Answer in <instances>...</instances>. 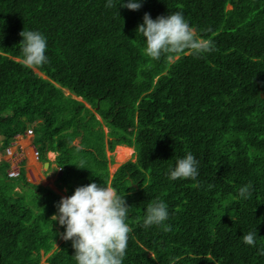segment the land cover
<instances>
[{
  "label": "trees",
  "instance_id": "trees-1",
  "mask_svg": "<svg viewBox=\"0 0 264 264\" xmlns=\"http://www.w3.org/2000/svg\"><path fill=\"white\" fill-rule=\"evenodd\" d=\"M107 2L0 0L3 152L32 131L41 162L57 154L69 197L90 183L125 196L132 232L123 264H264V0H145L138 11L121 7L129 0ZM174 12L216 50L148 58L137 34L145 13ZM24 28L47 39L40 68L20 63ZM119 146L134 147L137 160L112 175L107 153ZM189 152L197 180H170ZM10 169L0 163V176L19 180L0 185V264H42L45 256L75 264L71 241L55 248L65 232L52 221L61 195L29 182L23 168L9 177ZM248 184L251 198L241 199ZM152 200L167 204L171 231L143 227ZM253 231L254 247L242 240Z\"/></svg>",
  "mask_w": 264,
  "mask_h": 264
},
{
  "label": "clouds",
  "instance_id": "clouds-1",
  "mask_svg": "<svg viewBox=\"0 0 264 264\" xmlns=\"http://www.w3.org/2000/svg\"><path fill=\"white\" fill-rule=\"evenodd\" d=\"M144 2L145 0H129L121 7L138 11ZM114 6L113 0H108L106 7ZM137 34H141L146 41L144 54L156 61L161 58L174 61L185 54L200 58L216 50L214 42L198 35L181 12L161 15L155 20L149 13H145ZM19 35L22 37L18 47L23 67L31 70L49 62L45 35L26 28ZM198 165L199 161L189 152L184 158L177 160L174 169L169 170V179L196 181L199 176ZM78 168L85 169L83 160ZM211 187L213 186L209 185ZM251 188V184L241 186L238 190L239 197L250 199ZM56 207L58 214L52 216V221L58 222L65 229L61 238L72 242L75 264H123L132 232L127 223L130 206L125 196L119 195L110 183L80 186L70 197H63ZM146 209L143 219L145 229L163 226L164 231H171V226L165 224L169 219V211L164 201L152 200ZM256 238L255 231L242 236L243 243L253 247ZM259 254L264 255V250Z\"/></svg>",
  "mask_w": 264,
  "mask_h": 264
},
{
  "label": "rangeland",
  "instance_id": "rangeland-1",
  "mask_svg": "<svg viewBox=\"0 0 264 264\" xmlns=\"http://www.w3.org/2000/svg\"><path fill=\"white\" fill-rule=\"evenodd\" d=\"M175 61H178V59L175 60ZM66 94L69 95L68 91H66ZM80 101H81V99H80ZM86 107L92 109V106L89 105V104H87ZM97 118H98L99 120L103 121L102 118H101V116L98 115ZM103 127H104V131H105L106 133H109L110 129L106 127V124H105L104 122H103ZM1 139H2V137H0V140H1ZM79 144H80V140H77V141H76V145H79ZM118 149H119V147H117V149H116L115 152H109V151H108V153H107L109 159H110V160H113L112 164L110 165V171H111V174H112V175H115V171H116V169H117L121 164H124L125 162H128V161H133V162H135V161L137 160L136 149L133 147V148H132L133 152H132L130 158H128V159L126 158V159L123 161V163L119 162V161H118V157H117V156H118V155H117V151H118ZM129 149H131V148H129ZM1 150H3V146H2L1 143H0V151H1ZM12 151L15 152L13 148H12ZM25 152L27 153V151H25ZM2 154H3V156L6 155V156H8V157L10 158V160H9L8 157H5V156H4V159H6V162H11V163H12L13 160L11 161V156H10V155H7V154H6V151H4L3 153L1 152V154H0V163L5 162V161H3V158H2L3 156H2ZM24 156H25V155H24ZM49 156H51V155H49ZM56 156H57V154H56ZM26 157H29V155L27 156V154H26ZM34 157H35V156H34ZM51 157H52V159L55 161V159H56L55 156H51ZM24 158H25V157H24ZM24 162H25V160H24ZM39 166H40V165H39ZM56 166H57V165H56ZM40 168H41V166H40ZM58 169H59V168H58ZM5 171H8V169L6 168ZM58 172H59V174H58ZM61 174H62V172L60 171V169L57 170V168L55 167V171L52 172V173L47 174V175H46V179L41 180V179H40L39 177H37V176H35V178H32V176L29 177L28 175H27L26 177H27V180H28L29 182H31L32 184H34V185H36V186H39V184H42V187H44L45 189H47V187H51V186H52V187H54V188L56 189V192H60L59 194L62 195V198H63V197H69V196H68V193H67L68 189H67V188L62 189L63 187H61L60 183H58V181H59V179H60V178H59V175H60V177H61ZM57 177H58V179H57ZM18 182H19V180L13 181V180H9V179H7V178L4 177V176H0V185H3V186H4V185H6V186H12V185H14V184H18ZM42 182H43V183H42ZM49 184H51V186H50ZM40 186H41V185H40ZM40 186H39V187H40ZM16 191L19 192V191H20V188H19V189H16ZM58 228L61 229V226L59 225ZM63 241H65V240H63V239L60 237L59 240H58V242L56 243L55 248H58L59 245H60ZM47 258H48V256H45V257L43 258V260H42V264H47V263H46Z\"/></svg>",
  "mask_w": 264,
  "mask_h": 264
},
{
  "label": "crops",
  "instance_id": "crops-1",
  "mask_svg": "<svg viewBox=\"0 0 264 264\" xmlns=\"http://www.w3.org/2000/svg\"><path fill=\"white\" fill-rule=\"evenodd\" d=\"M33 139H34V137L29 136L27 134L24 136H18L16 138V140L12 142V145L9 149L11 151H12V148L14 149L15 152L12 151V154L16 158V160L19 161V167L24 169L26 176L27 175L29 177L32 176V178H35V176H37L41 180H43V179H46L47 174L55 171V167L57 168V170H59L58 167L56 166V163H55L56 159L54 161L51 157V156H55V158H56L57 156L54 153H49V155H51V156L48 155L50 165H49V167H45L46 163L41 162L39 159L34 157L35 156V146L33 144ZM25 151H27V153ZM1 152L3 153V150L0 151V154H1ZM26 154H27V156L29 155V157H26ZM2 156H3V154H2ZM4 156L8 157L6 155H4ZM4 156L2 157L3 161H6V159H4ZM9 160H10V158H9ZM24 160H25V162H24ZM11 161H12V159H11ZM10 164H11V162H10ZM12 164H15V163L12 161ZM12 164H11V167H12ZM39 165L41 166V168ZM58 174H59V172H58ZM59 178H60V175H59ZM57 179H58V177H57ZM39 185L42 186V184H39ZM49 185L51 186V184H49ZM47 188H50L51 190H54L56 192V189L52 186L47 187ZM56 193L59 194L60 192H56ZM59 195H61V194H59ZM61 197H62V195H61Z\"/></svg>",
  "mask_w": 264,
  "mask_h": 264
},
{
  "label": "built area",
  "instance_id": "built-area-1",
  "mask_svg": "<svg viewBox=\"0 0 264 264\" xmlns=\"http://www.w3.org/2000/svg\"><path fill=\"white\" fill-rule=\"evenodd\" d=\"M28 135L29 136H32L33 135V132L32 131H29L28 132ZM6 154L7 155H10L11 156V159L15 163V164H12L11 163L12 164V167H11L10 171L8 172L9 177H11V178H18L20 176V174H21L20 173L21 172V170H20L21 168L19 167V161L16 160V158L13 156L12 151L10 149H7L6 150ZM35 157L37 159H39V154H38L37 150H35Z\"/></svg>",
  "mask_w": 264,
  "mask_h": 264
},
{
  "label": "bare ground",
  "instance_id": "bare-ground-1",
  "mask_svg": "<svg viewBox=\"0 0 264 264\" xmlns=\"http://www.w3.org/2000/svg\"><path fill=\"white\" fill-rule=\"evenodd\" d=\"M133 150L132 148L129 149V147H119L118 151H117V157H118V161L123 163V161L127 158H130L131 154H132ZM60 171L62 172V169H60Z\"/></svg>",
  "mask_w": 264,
  "mask_h": 264
},
{
  "label": "water",
  "instance_id": "water-1",
  "mask_svg": "<svg viewBox=\"0 0 264 264\" xmlns=\"http://www.w3.org/2000/svg\"><path fill=\"white\" fill-rule=\"evenodd\" d=\"M69 93V92H68ZM80 100V99H79ZM119 147H123V146H119ZM129 162V161H128ZM127 162H125L124 164H126ZM124 164H121L117 169H116V171H115V173L117 172V170L122 166V165H124ZM49 165H50V163L49 162H47L46 164H45V167H49Z\"/></svg>",
  "mask_w": 264,
  "mask_h": 264
}]
</instances>
